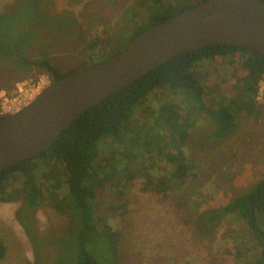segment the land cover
I'll return each mask as SVG.
<instances>
[{"label": "rangeland", "instance_id": "rangeland-1", "mask_svg": "<svg viewBox=\"0 0 264 264\" xmlns=\"http://www.w3.org/2000/svg\"><path fill=\"white\" fill-rule=\"evenodd\" d=\"M14 1L0 0V11L11 7ZM45 1L47 11L59 19L52 26L53 22L46 17L34 23L28 17L26 28L23 27V46L29 48L30 58L47 52L46 57L64 74L108 59L130 39L137 24L122 19L132 16L141 22L148 16L134 7L140 0ZM164 1L185 6L204 0ZM147 2L152 4L153 0ZM121 21L130 24V32L124 37L117 33ZM112 35L114 43L103 42ZM8 60L0 65V117L19 111L52 82L46 70L8 67ZM202 71L210 85L220 86L215 93L209 88L207 99L215 94L219 98L236 93L234 87L245 74L238 69L237 62L231 65L223 58L205 62ZM255 100L260 114L248 117L240 112L234 131L215 140L212 119L195 108L194 103L188 108L190 114H186L182 94L161 86L142 105L143 110L133 115L132 135L137 144L132 147L112 138L99 142L100 166H107L105 160L112 154L117 158L114 163L121 178L112 179L115 184L106 181L97 193L100 229L104 233L106 229L118 233L117 238L109 240V247L97 243L96 258L102 264H252L259 257L261 248L257 240L237 215H227L210 234L200 235L196 231L200 213L250 192L264 178V96ZM177 119L190 126L184 141H178L181 130L175 128ZM170 158L178 162L184 159L190 170L185 180L175 179L167 190L159 191L161 179H169L177 168L178 163ZM35 163L41 165L37 174L42 175L47 189L45 197L34 212V223L30 221L33 212L28 205L21 208V202H0V237L6 247L0 264H46V260L47 264H54L59 255L61 264L62 256L67 257L72 251L71 212L60 207L69 203L66 169L58 165L60 170L48 179L46 173L51 167L41 158ZM107 172L113 174L106 167ZM26 221L30 235L24 228ZM260 226L264 229L263 220ZM103 238L102 242H106ZM101 246L110 249V253L100 250Z\"/></svg>", "mask_w": 264, "mask_h": 264}, {"label": "trees", "instance_id": "trees-1", "mask_svg": "<svg viewBox=\"0 0 264 264\" xmlns=\"http://www.w3.org/2000/svg\"><path fill=\"white\" fill-rule=\"evenodd\" d=\"M193 6L179 5L164 0H153V3L149 4L147 0H140L134 4V7H138L137 9L142 10L148 16L141 22L135 20L137 17L132 16L122 19L124 22L128 20L137 24L134 26L130 39L123 43L119 51L143 31ZM47 8L45 0H15L11 7L5 11H0V65L9 58L8 67L29 68L30 71L44 69L52 76V81L66 75L61 73L58 67L46 57L47 52L45 54L40 53V57L30 58L27 53L29 48L25 49L23 46V35L26 33L24 31L26 28L25 20L28 17H32L33 21L31 22L33 23L40 22V19L46 17L50 23L53 22L52 26L54 20L59 19L54 17L50 11L48 12ZM126 8L125 6L123 10ZM120 15L123 17L122 14ZM124 22L121 21L122 26L117 30V33L123 35L122 37L130 32L128 31L130 24ZM104 39V43L115 42L114 35L106 36ZM218 58L228 59L231 65L237 62L238 69L244 70L245 74L234 87L236 93L220 95L219 98L215 94L207 99L209 88L213 89L215 93L220 86L218 84L210 85L208 76H203L202 68L205 62H215ZM263 75L264 57L244 47L216 44L176 56L143 75L128 87L107 96L89 108L34 158L21 161L0 171V202H21V208L28 205L33 212L30 221L34 223V212L43 202L47 191L41 180L42 175L38 176L37 174L41 165H37L35 160L41 158L43 163H47L51 167V170L46 173L48 179L52 177L51 175L55 170L58 171V165H63L64 170L66 169L69 203L60 207L71 212L72 222L69 230H72L73 248L70 255L67 256L68 258L65 255L62 256L64 258L62 263L102 264L96 258V253L99 251L97 243L108 246L109 240L112 241L117 238L118 233L111 229H106L104 233L100 229L101 218L96 212L97 193L105 187L106 181L115 184L112 179L118 178L120 180L121 178L118 174V165L114 163L117 158L111 157L112 154L105 160L107 166H104V169L100 166L98 162L99 142L103 139L112 138L116 143H125L132 147L135 142L137 144V141L134 140L136 136L132 135L135 121L133 115L143 110L142 105L145 104L154 90L161 86L182 94L187 104L186 114H190L188 108L191 104H196L195 108L205 112L213 121L215 129L213 139L222 140L234 131L237 115L240 112L245 113L248 117L260 114L255 99ZM181 116L183 117V114ZM178 119L175 122V128L181 130L179 136L177 135L178 141H184L190 126L187 122L183 121L182 123ZM121 158L125 159L126 157L122 156ZM130 158L133 157L130 156ZM111 159L114 160L112 163ZM170 159L178 163L177 168L169 179H161L159 191L161 189L167 190L169 184L175 179L185 180L189 173L190 168L184 159L179 162L175 158ZM106 167L113 174L108 172L106 174ZM104 175L106 179L103 178ZM130 177H133V174H130ZM229 214L237 215L245 221L253 238L257 240L261 248L259 257L252 264H264V229L260 226V221H264V178L259 180L250 192L236 197L222 207L200 213L196 223L197 233L200 235L212 233L215 227ZM17 218L18 220L21 219L18 212ZM28 222L26 221L24 228L30 235L28 226H26ZM31 230H35V228ZM103 236L106 238V242H102L104 241ZM104 247L106 248V246ZM105 248L101 246L100 250L110 253V249ZM5 254L6 247L0 237V260L5 257ZM41 254H43L42 251H40ZM60 256L56 257L54 264L61 262Z\"/></svg>", "mask_w": 264, "mask_h": 264}, {"label": "water", "instance_id": "water-1", "mask_svg": "<svg viewBox=\"0 0 264 264\" xmlns=\"http://www.w3.org/2000/svg\"><path fill=\"white\" fill-rule=\"evenodd\" d=\"M216 44L264 57V0H204L108 59L53 80L25 107L0 117V171L34 158L89 108L163 63Z\"/></svg>", "mask_w": 264, "mask_h": 264}, {"label": "built area", "instance_id": "built-area-1", "mask_svg": "<svg viewBox=\"0 0 264 264\" xmlns=\"http://www.w3.org/2000/svg\"><path fill=\"white\" fill-rule=\"evenodd\" d=\"M264 96V75H263V78H262V80H261V82H260V84H259V91H258V94H257V100H260L262 97ZM35 99V98H34ZM33 99V100H34ZM22 100H27V96H24V98L22 99ZM22 100H20V101H18V103H21L22 102ZM30 103V102H29ZM28 103V104H29ZM26 106V105H25ZM24 106V107H25ZM22 109V108H21Z\"/></svg>", "mask_w": 264, "mask_h": 264}]
</instances>
